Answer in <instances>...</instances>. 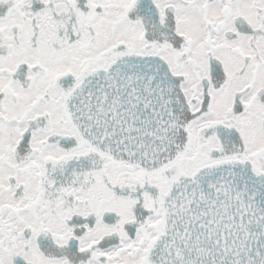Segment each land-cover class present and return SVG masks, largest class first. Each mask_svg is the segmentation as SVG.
<instances>
[{
    "label": "snow or ice",
    "instance_id": "obj_1",
    "mask_svg": "<svg viewBox=\"0 0 264 264\" xmlns=\"http://www.w3.org/2000/svg\"><path fill=\"white\" fill-rule=\"evenodd\" d=\"M0 264H264V0H0Z\"/></svg>",
    "mask_w": 264,
    "mask_h": 264
}]
</instances>
